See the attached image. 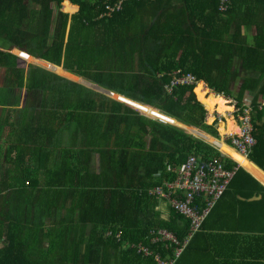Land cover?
<instances>
[{"label": "trees", "instance_id": "1", "mask_svg": "<svg viewBox=\"0 0 264 264\" xmlns=\"http://www.w3.org/2000/svg\"><path fill=\"white\" fill-rule=\"evenodd\" d=\"M229 1L220 12V0H0V67L26 92L6 157L15 151L21 162L28 145L33 166L52 160L44 186L23 189L38 176L36 166L25 165L13 175L22 188L0 183V264H157L154 254L171 256L173 247L162 241L150 246L152 256L139 249L153 230L180 241L189 232V220L148 193L159 181L155 174L190 154L235 153L206 123L207 111L227 110L207 89L239 102L250 96L256 143L248 157L264 170V0ZM19 56L58 71L28 65L24 78ZM239 67L250 74L235 90ZM176 71L206 86L179 84L168 92ZM29 98L37 104L29 106ZM141 104L152 108L145 112ZM0 106H7L1 95ZM154 108L208 135L165 123ZM220 132L237 128L228 118ZM49 214L56 217L50 228Z\"/></svg>", "mask_w": 264, "mask_h": 264}, {"label": "crops", "instance_id": "2", "mask_svg": "<svg viewBox=\"0 0 264 264\" xmlns=\"http://www.w3.org/2000/svg\"><path fill=\"white\" fill-rule=\"evenodd\" d=\"M227 120L224 125H227ZM222 125L219 126L220 134ZM9 127L10 130L5 129L7 132L0 128V183H21L20 180L13 179V175L16 168L25 165L28 169L36 166L38 176L36 183L26 182L23 189H30L34 184L42 185L48 178L45 168L51 166L52 160L46 162L42 158L41 164L36 163L33 166L32 157L29 155L32 153V147L28 145L23 146L25 155H21L22 161L24 160L26 164L15 161V151H12L13 153L7 158L6 150L14 142L17 123L14 124V128H11V125ZM260 150L264 159V145ZM225 154L238 161L234 165L236 167L234 176L203 222L200 231L192 236L188 247L175 264H264V170L248 156L243 157L237 151L233 155ZM32 172L35 173L34 169ZM20 185L22 188V183ZM41 189L35 190V193L42 191ZM5 192L7 189L1 193ZM63 213L65 215V212ZM53 218L56 217L51 218L50 214L44 216L46 227L52 226ZM3 245V239H0V249Z\"/></svg>", "mask_w": 264, "mask_h": 264}, {"label": "built area", "instance_id": "3", "mask_svg": "<svg viewBox=\"0 0 264 264\" xmlns=\"http://www.w3.org/2000/svg\"><path fill=\"white\" fill-rule=\"evenodd\" d=\"M229 4V0H220L219 11H226ZM109 10L112 9L110 8ZM199 81L201 80H197L191 73L179 74V71H176L170 83L165 85V88L170 92L176 85H195ZM203 85L206 86L204 82ZM208 91L214 93L210 89ZM214 94L220 95L227 100V105L232 110L225 112L224 115L216 111L210 114L207 111L206 123L208 124L207 118L209 116L212 117L209 125L223 122V120L226 123V119H231L237 128V132L224 134L222 136L224 138L223 142L229 148L237 151L239 155L248 156L251 148L256 143L253 135V107L251 100L243 99L242 102H239L225 93ZM263 105L264 102L261 101L259 107ZM227 141L229 143H226ZM220 154V157H211L209 159L190 154L186 157L183 164L169 165L155 174L159 181L148 190V193L156 197L159 202L165 200L170 208L184 216L189 220L190 224L188 236L183 241H180L174 234L164 229L153 230L149 233L146 238L148 245L144 244V246L141 245L139 247L145 256H152L153 253L149 249L150 246L161 241L167 246L173 247L171 256L165 255L161 257L159 254L153 255L157 264H174L175 260L184 252L193 234L200 230L217 200L227 189L230 180L234 176L236 167L227 168L221 158L228 157L236 163L238 161L222 151H220Z\"/></svg>", "mask_w": 264, "mask_h": 264}, {"label": "rangeland", "instance_id": "4", "mask_svg": "<svg viewBox=\"0 0 264 264\" xmlns=\"http://www.w3.org/2000/svg\"><path fill=\"white\" fill-rule=\"evenodd\" d=\"M244 32H245V30H244ZM247 33L253 34L254 31L252 29H250ZM27 55L34 57L33 55H29V54H27ZM19 58L24 61V63L19 64V66L23 68L24 78L26 77V74H27L28 65H36V66H40L42 68L45 67V69H48L50 71H52V70L58 71L57 67L52 65V64H49L48 68H46V66L43 67V66L39 65L38 63L35 64L33 62L27 61L26 59L22 58L21 56H19ZM54 73H56V72H54ZM56 74L64 75L62 73L61 74L56 73ZM249 74H250V72L241 70V68L239 67V74L236 77V83H235L236 85H234V86H236V87H234L235 90H237V86L239 85L240 81H242L244 79V77H246V75L249 76ZM64 76H66V75H64ZM75 76L80 78V76H78V75H75ZM67 77L69 78V76H67ZM73 80H79V79L73 78ZM14 83H15V81L13 82V74L10 71V69L7 68V66H1L0 67V95L2 96V98H5V104L7 105V106H0V115L2 114L1 112H3V114L0 116L1 117L0 118V128H3V130H5V129L10 130L9 126L11 125V123L15 124L21 116L20 113L22 111H24L23 110L24 108H26L25 100H24L25 96H26L25 88H22L21 90H19V87H17ZM17 96L19 98V104H18V106H14L15 105L14 102L17 100ZM246 99L251 100L250 96H246ZM33 102H34V100L29 98L27 104H29V106L37 104V102H34V104H33ZM7 120H9L10 122L9 121L6 122ZM211 121H212V117L209 116L208 124H210ZM224 121L225 120H223V122H220V123L218 122L214 126L218 132L220 140H222V141L224 140V138L219 133V126L221 124L224 125V123H225ZM11 128H14V127H11ZM5 132H7V131L5 130ZM221 137H222V139H221ZM31 176L33 177L32 173H31Z\"/></svg>", "mask_w": 264, "mask_h": 264}, {"label": "bare ground", "instance_id": "5", "mask_svg": "<svg viewBox=\"0 0 264 264\" xmlns=\"http://www.w3.org/2000/svg\"><path fill=\"white\" fill-rule=\"evenodd\" d=\"M199 83V82H198ZM91 86H93L94 88H97V89H100V90H103V91H105L106 92V94L107 95H110V96H112V98H114V99H119V100H121L122 102H124V103H127V102H125V100H126V98H125V96H123V95H121V94H118V93H112V91H109V90H107V89H104V88H101V87H98V85H96V84H92ZM220 96V95H219ZM220 102L221 103H226V105L228 104V102H227V100H225L224 98H222V96H220ZM128 104V103H127ZM128 105H130V104H128ZM142 106H143V110L146 112L148 109H149V106H147V105H143V104H141ZM132 108H134L136 111H138V112H140L142 115H145L144 114V112H142V111H139V110H137L135 107H133L132 105H130ZM156 110V109H155ZM232 109H231V107H229L228 105H227V110H225V111H217L216 110V112H218L219 114H221V115H224V113L225 112H227V111H231ZM159 114H161L164 118L162 119V118H160V120H163V121H165V122H168V123H171V124H173V125H176V126H181V127H183V128H186V131L188 132V133H190V134H192V132H193V130H195V131H198L197 129H195V128H190V127H184L181 123H179V122H176V120H174V119H172V118H170V117H167V116H165L164 114H162V113H160L158 110H156ZM213 111H209V113L211 114ZM147 116V115H146ZM147 117H149V116H147ZM149 118H152V117H149ZM152 119H159V118H152ZM174 122V123H173ZM201 140H203L202 138H201ZM205 141V140H204ZM206 142V141H205ZM208 143V142H207Z\"/></svg>", "mask_w": 264, "mask_h": 264}, {"label": "water", "instance_id": "6", "mask_svg": "<svg viewBox=\"0 0 264 264\" xmlns=\"http://www.w3.org/2000/svg\"><path fill=\"white\" fill-rule=\"evenodd\" d=\"M34 58H36V57H34ZM37 59H39V58H37ZM39 60H41V59H39ZM41 61H43V60H41ZM43 62H45V61H43ZM47 63V62H46ZM49 64V63H48ZM45 68V67H44ZM67 77V76H66ZM89 87H91V88H93V89H96V90H98V91H100V92H103V93H105L106 94V92L105 91H103V90H100V89H97V88H94L93 86H89ZM98 87H101V86H99L98 85ZM101 88H103V87H101ZM105 89V88H104ZM110 91V90H109ZM112 93H114L115 94V92H112ZM127 99V98H126ZM117 101H120V102H122L121 100H119V99H116ZM122 103H124V102H122ZM124 104H126V105H128L127 103H124ZM129 107H131L130 105H128ZM132 108V107H131ZM134 109V108H133ZM155 109V108H154ZM157 110V109H156ZM140 113V112H139ZM146 116V115H145ZM147 117V116H146ZM161 121H163V120H161ZM165 122V121H164ZM176 122H178V121H176ZM165 123H168V122H165ZM180 123V122H179ZM169 124H171V123H169ZM182 124V123H181ZM171 125H173V124H171ZM183 125V124H182ZM173 126H176V125H173ZM184 127H189V126H186V125H183ZM176 127H180V128H182L183 130H185L186 131V128H183V127H181V126H176ZM190 128H195V129H197V130H199V131H201V132H203V133H205L204 131H202V130H200V129H198V128H196V127H190ZM187 132V131H186ZM188 133V132H187ZM188 134H190V133H188ZM205 134H207V133H205ZM192 135V134H191ZM208 135V134H207ZM194 136V135H193ZM210 136V135H209ZM194 137H196V136H194ZM196 138H198V137H196ZM199 139H201V138H199ZM217 140V139H216ZM204 141V140H203ZM207 143V142H206ZM214 147V146H213ZM216 148V147H215Z\"/></svg>", "mask_w": 264, "mask_h": 264}]
</instances>
